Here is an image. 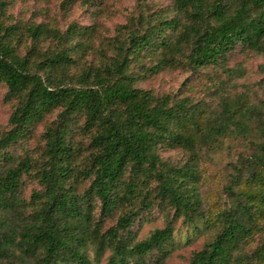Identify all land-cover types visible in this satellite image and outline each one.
<instances>
[{
  "label": "trees",
  "instance_id": "trees-1",
  "mask_svg": "<svg viewBox=\"0 0 264 264\" xmlns=\"http://www.w3.org/2000/svg\"><path fill=\"white\" fill-rule=\"evenodd\" d=\"M6 5L0 0V85L16 103L0 133V264H91L88 244L95 261L108 249L102 264H142L143 254L153 248L162 253L171 235L169 223L139 240L128 233L139 209L156 199L162 208L172 207V217L219 226L180 264H264V235L245 249L261 229L257 219L264 211V114L257 115L260 141L243 172L257 187L238 192L234 203L208 217L196 184L198 151L241 130L246 122L236 115L247 118L250 106L222 98L220 112L210 119L187 96L137 86L132 71L134 64L143 71H194L219 64L237 44L264 54V0H171L169 17L146 15L105 60L73 72L67 71L77 67L73 51L85 46L69 40L79 34L75 26L61 32L45 22H7ZM144 55L153 61L145 64ZM54 110L42 131L39 158H13L7 147ZM74 127L88 133L85 153L72 140ZM173 146L188 151L180 164L159 154ZM24 175L39 186L27 198L21 196ZM85 178L88 185L77 191ZM118 209L114 223L102 230L101 217Z\"/></svg>",
  "mask_w": 264,
  "mask_h": 264
},
{
  "label": "rangeland",
  "instance_id": "rangeland-1",
  "mask_svg": "<svg viewBox=\"0 0 264 264\" xmlns=\"http://www.w3.org/2000/svg\"><path fill=\"white\" fill-rule=\"evenodd\" d=\"M7 22L19 23L45 22L64 31L68 26H75L79 34L72 36L71 41H83L85 46H78L73 51L77 67L67 71L73 72L87 63L98 64L113 52L114 43L124 37L132 26H139V21L146 15L156 13L169 17L171 0H6ZM52 38H48L51 42ZM55 40V39H53ZM55 43V42H54ZM145 64L153 61L150 55L142 58ZM141 65H133L132 71L137 74L135 84L150 88L156 94L169 93L174 97L187 96L197 101L207 118L214 117L221 109L222 98L237 99L246 103L251 109L247 118L236 115L246 124L241 130L219 136L213 145L203 146L196 157L199 177L197 190L201 200L200 209L205 216L215 214L234 203L238 192L255 189L254 185L243 174L250 165V154L257 151L256 143L260 141L254 126L257 115L264 114V54L249 48L236 45L219 64L210 63L194 71L183 67H164L159 70L143 71ZM6 87L0 85V133L7 129V117L16 103V98L5 97ZM55 110L45 113L38 121L32 123L28 133L18 142L7 147L13 158L28 154L38 159L43 147L42 131ZM82 118H78L81 122ZM75 128V127H74ZM72 140L86 152L88 133L71 132ZM162 159L174 164L182 163L188 151L180 146L164 148L159 152ZM238 172H240L239 177ZM24 184L21 193L27 198L30 191L38 188L34 179L23 176ZM88 179H80L76 190L81 191L88 185ZM153 183L150 186L153 187ZM92 215L98 216V202L94 200ZM121 210H115L110 216H102L101 229L114 223ZM170 206L163 208L154 201L148 208L139 209L128 227L129 235L136 240L143 239L155 228L167 223L172 230L164 243V251L156 248L148 250L142 256V264H180L188 261L190 255L209 241L219 229L218 225L207 227L201 219L193 222L182 220L181 216L172 217ZM261 229L253 232L245 244L248 251L259 243L264 235V211L258 217ZM91 264H102L108 254L105 249L98 261L93 259L92 245L86 246ZM127 264H139L130 260Z\"/></svg>",
  "mask_w": 264,
  "mask_h": 264
}]
</instances>
